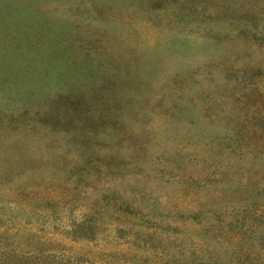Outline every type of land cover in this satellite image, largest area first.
Returning a JSON list of instances; mask_svg holds the SVG:
<instances>
[{
    "label": "rangeland",
    "instance_id": "1",
    "mask_svg": "<svg viewBox=\"0 0 264 264\" xmlns=\"http://www.w3.org/2000/svg\"><path fill=\"white\" fill-rule=\"evenodd\" d=\"M0 264H264V0H0Z\"/></svg>",
    "mask_w": 264,
    "mask_h": 264
}]
</instances>
